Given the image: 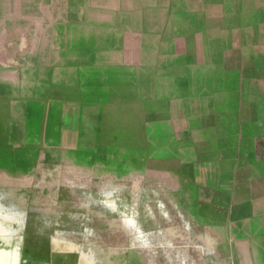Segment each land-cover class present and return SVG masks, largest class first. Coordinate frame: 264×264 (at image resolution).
<instances>
[{
	"label": "rangeland",
	"instance_id": "obj_1",
	"mask_svg": "<svg viewBox=\"0 0 264 264\" xmlns=\"http://www.w3.org/2000/svg\"><path fill=\"white\" fill-rule=\"evenodd\" d=\"M200 6L206 5L0 0V172L9 166L23 186L33 183L57 195L64 220L90 236L92 257L102 251L104 228L107 264H137L128 256L132 249L140 264H264V253L242 243L233 245L232 259L229 246L227 259L225 232L198 227L191 198L169 196L160 171L130 167L129 158L123 159L126 168L113 166L110 155L94 161L104 149L149 139L152 113L156 139L166 135L177 143L169 132L177 117L167 107L169 95L192 88L181 66L159 67L168 56L182 55L191 66L202 53L198 31L184 33L190 16L197 18L193 28L209 29L214 17ZM193 75L199 92L210 88L200 70ZM160 76L176 84L163 85ZM75 152L92 154V162L69 156Z\"/></svg>",
	"mask_w": 264,
	"mask_h": 264
},
{
	"label": "crops",
	"instance_id": "obj_2",
	"mask_svg": "<svg viewBox=\"0 0 264 264\" xmlns=\"http://www.w3.org/2000/svg\"><path fill=\"white\" fill-rule=\"evenodd\" d=\"M194 2L206 5L196 9L214 17L211 27L193 28L197 18L190 16L185 18L192 21L191 28H187L190 30H179L198 31L197 45L202 53L190 60H194L191 66L188 55H182L168 56L163 67H159L170 70L181 66L192 88V92L184 89L169 95L171 102L167 107L177 115L169 123V132L177 143L166 140V135L156 139L152 113L146 127L149 139L118 145L113 151L104 149L94 154V161L101 162L99 154L110 155L117 161L113 166L124 169L127 166L123 167V159L129 158L130 167L160 171L169 196L191 198L190 210L198 227L210 228L218 235L220 229L225 232L227 259L229 246L232 259L235 243L264 253V0ZM199 70L200 75L208 77H201L200 81L211 84L200 92L191 84L193 74ZM158 82L176 84V80L165 76ZM162 133L166 134V126H162ZM91 155L69 154L89 163ZM144 156L147 163L143 161L142 165L138 161ZM3 168L6 172H0V264H107L104 228L102 251L94 252L92 257L90 236L82 230L75 231L64 220V203L57 195L33 183L23 186L9 166ZM184 204L186 210L187 201ZM128 256L140 264L135 250Z\"/></svg>",
	"mask_w": 264,
	"mask_h": 264
}]
</instances>
